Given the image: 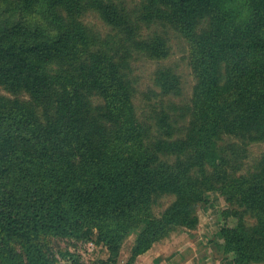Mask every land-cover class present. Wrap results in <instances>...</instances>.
I'll return each mask as SVG.
<instances>
[{"label":"trees","instance_id":"obj_1","mask_svg":"<svg viewBox=\"0 0 264 264\" xmlns=\"http://www.w3.org/2000/svg\"><path fill=\"white\" fill-rule=\"evenodd\" d=\"M144 1L143 14L184 38L196 79L187 113L162 109L155 126L140 119L110 42L81 21L92 9L138 36L122 1L0 0V87L13 96L0 95V264H56L48 239L93 236L115 259L131 234L135 264L176 229L197 227L211 192L256 224H225L219 252L264 264V153L245 172L240 153L264 143V0ZM147 43L167 58L164 41ZM157 79L160 92L181 91L172 68ZM165 194L176 199L156 215Z\"/></svg>","mask_w":264,"mask_h":264},{"label":"rangeland","instance_id":"obj_2","mask_svg":"<svg viewBox=\"0 0 264 264\" xmlns=\"http://www.w3.org/2000/svg\"><path fill=\"white\" fill-rule=\"evenodd\" d=\"M121 13L126 9V16L130 20L128 23L134 24L138 27V36L130 38L123 32H117L115 29L108 25L104 19L92 9H86L81 17V21L90 29L94 35H100L105 38L108 43V49L111 44V51L117 57V62L123 66V72L128 76L134 89L135 105L139 117L142 121L152 126L156 125L159 112L165 109L167 113L181 119L187 113L188 107L191 105L192 95L196 79L189 64V47L179 34L174 30L168 28L164 24L161 25L159 21L150 16V13L143 14V8L147 7L144 0H120ZM143 14V15H142ZM147 14V15H146ZM141 19V20H140ZM131 28L129 26L128 30ZM118 34V41L120 45H116V38L112 39ZM161 39L166 43L167 58H158L154 53L147 51V42L159 41ZM117 47H116V46ZM170 67L173 69L175 75H180V88L181 91L177 92H160L158 87V70L160 67ZM0 95L5 97H13L5 89L0 87ZM25 97V96H23ZM28 98V97H25ZM95 102L98 99L95 98ZM156 129V128H155ZM157 136L153 130V137ZM235 141L227 139L225 150L229 145ZM241 156L247 158L244 162L243 172L252 170L258 166L261 156L264 153V143L252 142L246 148L241 147ZM175 196L163 195L157 200L154 211L156 215L162 213L174 200ZM235 210V212H233ZM195 214L198 218L199 224L192 229H186L184 232L203 235L206 232H216L220 226L228 224L231 227H237L241 223L249 230L254 229L255 220L244 212V209L239 204H231L227 197L222 196L220 192H211L207 194V202L200 203L196 207ZM205 225V226H204ZM210 226V227H209ZM209 227V228H208ZM176 229L172 235L160 241L159 245H170L177 236H181L180 231ZM205 232V233H204ZM188 234V233H187ZM185 236V235H184ZM135 240V235L131 234L119 250V255L115 259L112 258V253L109 248L103 244L98 243L96 237L83 239L81 241L72 239L52 238L48 239L46 244L50 246L51 252L57 260L56 264H71L70 261L64 256V253L77 254L82 264H127L131 258L132 246ZM210 244L213 246V253H210L211 264H226L228 258L221 254L215 244V236ZM157 245V244H156ZM209 245V244H208ZM159 247V246H157ZM202 249L195 248L198 256H202ZM210 250V251H212ZM214 259L216 262H214ZM137 263V261H136ZM135 263V264H136Z\"/></svg>","mask_w":264,"mask_h":264},{"label":"crops","instance_id":"obj_3","mask_svg":"<svg viewBox=\"0 0 264 264\" xmlns=\"http://www.w3.org/2000/svg\"><path fill=\"white\" fill-rule=\"evenodd\" d=\"M221 229L222 226L213 233L209 229L203 235L194 234L189 230H187L188 232H184L186 229H182L180 230L182 231L181 236H177L170 245H155L150 251L139 256L136 264H211L209 262V255L213 253V246H211L210 242ZM196 247L202 249L200 251L202 252V256H198L195 252ZM214 262L216 261L214 260ZM226 262V264H235L233 259L230 258Z\"/></svg>","mask_w":264,"mask_h":264}]
</instances>
